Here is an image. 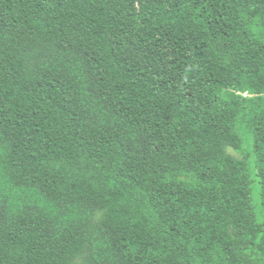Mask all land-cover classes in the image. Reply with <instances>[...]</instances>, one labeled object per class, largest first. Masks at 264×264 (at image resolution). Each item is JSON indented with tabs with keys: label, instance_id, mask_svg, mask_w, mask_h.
I'll use <instances>...</instances> for the list:
<instances>
[{
	"label": "trees",
	"instance_id": "1",
	"mask_svg": "<svg viewBox=\"0 0 264 264\" xmlns=\"http://www.w3.org/2000/svg\"><path fill=\"white\" fill-rule=\"evenodd\" d=\"M0 264H264V0H0Z\"/></svg>",
	"mask_w": 264,
	"mask_h": 264
},
{
	"label": "rangeland",
	"instance_id": "2",
	"mask_svg": "<svg viewBox=\"0 0 264 264\" xmlns=\"http://www.w3.org/2000/svg\"><path fill=\"white\" fill-rule=\"evenodd\" d=\"M233 154L237 155L234 151L230 150Z\"/></svg>",
	"mask_w": 264,
	"mask_h": 264
}]
</instances>
